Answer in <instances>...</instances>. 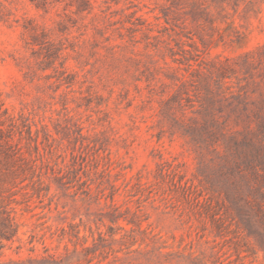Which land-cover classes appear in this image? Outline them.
<instances>
[{
	"label": "rangeland",
	"instance_id": "1",
	"mask_svg": "<svg viewBox=\"0 0 264 264\" xmlns=\"http://www.w3.org/2000/svg\"><path fill=\"white\" fill-rule=\"evenodd\" d=\"M209 92L234 153L264 111V0H0V214L33 242L0 264H85L95 224L113 235L89 264H264L201 173Z\"/></svg>",
	"mask_w": 264,
	"mask_h": 264
},
{
	"label": "trees",
	"instance_id": "2",
	"mask_svg": "<svg viewBox=\"0 0 264 264\" xmlns=\"http://www.w3.org/2000/svg\"><path fill=\"white\" fill-rule=\"evenodd\" d=\"M207 98V105L201 106L198 113L203 118L200 126L203 131L209 134L211 138L209 145L212 147V153L216 155V158L210 159L202 168L201 173L203 179L205 182L209 183V180L216 178L222 183L224 188L219 194H222L224 199L228 202L226 206L228 214H231L233 219H237V225L241 224L247 229L249 234L253 233V235L259 239V243L262 244L264 239V212L260 203L254 200V195L261 192V188H264V146L255 143L258 141L259 136L264 133V111L261 108L256 110L254 115L259 119V123L255 131L246 133L245 139L240 143H236V147H240V150L235 148L233 153L229 145L224 142V140H220V137H224L223 123L221 124L217 113L218 110L222 108V105L211 92H209ZM238 103L241 105V110L246 112L248 108L247 104L242 99H239ZM227 107L230 111L236 110L235 106L231 105L229 102ZM220 147H222V152L219 150ZM166 163L167 162H164V164ZM158 166V176L163 178L168 175L169 168L163 171L162 164ZM170 172H173V170H170ZM178 186L183 189L186 197H190L191 193L187 192L190 190V186L187 185L186 181L183 182V176H180ZM257 216L263 217L261 221V225L263 226L262 231L254 228V225H256L255 218H257ZM211 219L213 220V218ZM111 223L114 222L111 220ZM77 228V225H69L68 230L64 228L61 229V235L67 236L69 240L71 237H75L79 240ZM87 230L89 235L82 237L79 250L80 257L78 259H81L85 264H89L95 253L99 251L100 248L104 247L102 245L106 241V236L112 238L113 235L112 227L110 226H108L106 230H101L100 227L95 224L94 229L89 226ZM18 232L19 226L10 218L9 214L5 213V215L2 214V216L0 214V244L2 245L3 240L6 242H13L14 239L17 238L20 243L17 249H20L21 246L25 247L27 244L32 245L33 242L31 240L26 239L23 241L21 238H18ZM131 232L132 231L124 230V233L120 237V241L131 237ZM43 237L44 235H41V238ZM88 237L91 238V244L89 246L86 245ZM40 243L42 244L44 252V256L41 257L43 260L50 259L54 261L56 258H60L61 255L51 254L49 252V247L44 244V240ZM261 247H263L262 249L264 250V245ZM28 249L32 250V247Z\"/></svg>",
	"mask_w": 264,
	"mask_h": 264
}]
</instances>
